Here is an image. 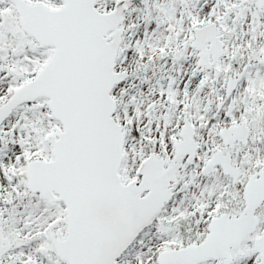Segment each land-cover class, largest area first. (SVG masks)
I'll return each mask as SVG.
<instances>
[{
    "label": "snow or ice",
    "instance_id": "obj_1",
    "mask_svg": "<svg viewBox=\"0 0 264 264\" xmlns=\"http://www.w3.org/2000/svg\"><path fill=\"white\" fill-rule=\"evenodd\" d=\"M0 264H264V0H0Z\"/></svg>",
    "mask_w": 264,
    "mask_h": 264
}]
</instances>
